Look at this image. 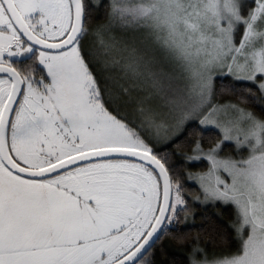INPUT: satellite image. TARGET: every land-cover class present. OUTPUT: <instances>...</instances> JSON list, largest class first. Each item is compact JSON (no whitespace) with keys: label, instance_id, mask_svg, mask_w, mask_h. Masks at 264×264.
<instances>
[{"label":"snow or ice","instance_id":"snow-or-ice-1","mask_svg":"<svg viewBox=\"0 0 264 264\" xmlns=\"http://www.w3.org/2000/svg\"><path fill=\"white\" fill-rule=\"evenodd\" d=\"M92 7L0 0V264H154L187 220L168 149L194 119L221 139L195 140L187 159L210 167L183 175L234 207L235 235L211 253L197 237L188 264H264V0H109L90 29ZM117 29L144 31L178 76ZM220 76L252 87L217 102ZM226 143L247 155L222 157Z\"/></svg>","mask_w":264,"mask_h":264},{"label":"trees","instance_id":"trees-1","mask_svg":"<svg viewBox=\"0 0 264 264\" xmlns=\"http://www.w3.org/2000/svg\"><path fill=\"white\" fill-rule=\"evenodd\" d=\"M90 2V0H89ZM94 7L91 9V17L89 20V28L94 29L97 23H103L106 20V12L108 11L109 0H100L99 3H92ZM95 37L89 35L85 39L86 44H91ZM216 88L217 102L227 100L236 101L243 94L245 88L252 87L244 83H236L230 77L220 76L214 81ZM223 86V87H222ZM255 91V89H253ZM256 95H259L257 92ZM253 111L259 113V106L249 100L247 105ZM197 123V124H196ZM188 123L184 131L180 134L176 143L171 146L168 151L176 153L171 157V162L175 166V171L180 174L181 181L184 187L185 199L187 200V220H184V212L180 213L181 223L173 226L169 233L152 249V254L149 256L154 264H188V257L191 251V245L195 244L196 238L199 237L200 246L205 247L211 253L213 251H221L219 247L213 248L208 243V239L223 231L228 236L234 237L235 233L230 225L235 219V209L233 206H225L219 201L202 204L195 201L201 192L199 185L195 180H187L183 175L185 172H201L207 168L208 162L187 161V155L192 154L193 142L199 140L202 146L206 149L215 144L221 136L220 133L213 128H202L198 122ZM225 148L234 158L237 156V151L233 144H226ZM185 234L186 241L181 245L177 244L171 237L175 235ZM236 244L232 242L231 250L235 251Z\"/></svg>","mask_w":264,"mask_h":264},{"label":"rangeland","instance_id":"rangeland-1","mask_svg":"<svg viewBox=\"0 0 264 264\" xmlns=\"http://www.w3.org/2000/svg\"><path fill=\"white\" fill-rule=\"evenodd\" d=\"M102 1V0H101ZM99 3L100 0H90V3ZM114 34L122 39V40H126L128 42H130L131 44L135 45L137 48L147 52L149 55H152L155 57L156 59V70L157 71H160V72H163L164 74L166 75H177L178 76V70L175 68L174 65H172L171 63H169L167 60L164 59V56H163V53L160 52L158 49L155 48V46L152 44L151 40L148 39L147 37V34L142 31V30H134V29H125V30H119L117 29ZM228 101V100H227ZM225 102V101H223ZM223 102H220V103H223ZM234 102V101H233ZM196 123L198 122V119H194L192 121H190L189 123ZM197 124V123H196ZM200 125V124H199ZM187 126V125H186ZM185 126V128H186ZM201 126V125H200ZM202 128H213L215 129L214 127L212 126H208V127H204V126H201ZM184 128V129H185ZM184 129L182 130V132L184 131ZM216 130V129H215ZM218 131V130H217ZM219 132V131H218ZM220 133V132H219ZM220 136H221V133H220ZM221 139V138H220ZM226 144H231V143H226ZM225 144V145H226ZM225 145L223 146L221 152H220V155L222 157H228L227 155L225 154H228L230 155L229 152H225L224 154V151H227L228 149L225 148ZM207 150V148L205 149ZM193 155H200L199 153H194L192 152V154H189L187 155V157L189 156H193ZM244 155H247L246 152H240V153H237V156H244ZM187 161L189 162L190 160L187 159ZM193 162H202V161H206L208 162L207 160L205 159H200V160H191ZM210 167V164L208 162V165H207V168L204 170V171H201V172H197V173H194V172H191L192 174H201V173H205L208 171ZM220 176L222 179H225V180H230V178L228 177V175L226 173H223L221 172L220 173ZM197 182V184L199 185V181L198 180H195ZM199 188H200V196H199V200H197L195 198V201H199L201 202L202 204H208V203H211L212 201H208V202H205L204 201V195H203V191L199 185Z\"/></svg>","mask_w":264,"mask_h":264}]
</instances>
